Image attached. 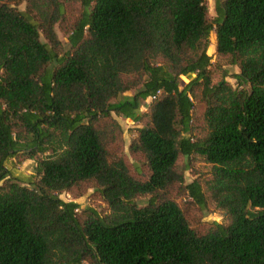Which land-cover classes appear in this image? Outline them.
I'll return each mask as SVG.
<instances>
[{
    "label": "trees",
    "instance_id": "16d2710c",
    "mask_svg": "<svg viewBox=\"0 0 264 264\" xmlns=\"http://www.w3.org/2000/svg\"><path fill=\"white\" fill-rule=\"evenodd\" d=\"M209 203L223 221L193 227ZM83 262L264 264V0H0V264Z\"/></svg>",
    "mask_w": 264,
    "mask_h": 264
},
{
    "label": "rangeland",
    "instance_id": "374dc122",
    "mask_svg": "<svg viewBox=\"0 0 264 264\" xmlns=\"http://www.w3.org/2000/svg\"><path fill=\"white\" fill-rule=\"evenodd\" d=\"M205 5L207 7V11L209 14V17L213 19L215 17V0H204ZM20 9H24V4L20 6ZM56 34L58 36V39L63 45V48L65 50L69 49V44L67 42L66 37L64 34L60 31L58 26L55 27ZM216 42H215V35L214 33L210 34L209 37V48L207 50V55L211 56V75L213 82H217L220 80L225 72L228 73V76H226V80L234 86V80L232 79V75L238 73V69L235 66H230L227 65L223 60L219 59V57L216 54V48H215ZM184 81H186L184 78H182ZM140 86L138 87V89ZM133 92H128L125 93V96H131ZM142 111H145V108H142ZM201 112V108L198 107L196 109V112L194 113V118L197 119L198 115ZM117 122L120 124L122 130H123V139H124V158L127 162V164L131 165L132 168L134 167H139L140 169L143 170V164L142 160L140 159L139 156L132 155L129 150H128V145L133 138V129L135 128V124L130 121L123 119L122 117H115ZM180 166L183 164H188L190 165V169L185 172L184 175V181L185 184L190 183L193 179H200L204 180L207 172H208V167L205 163L201 162L198 159H192L190 162L188 161L187 158H181L180 160ZM36 165V158L34 159H27L26 155L24 154H19L17 157L14 159H11V161L8 164V168L12 169V172L16 175H21V176H28L30 174H33V169ZM92 193V190L89 189L87 191V194L76 198L78 203L81 204L82 207H85L89 204L88 201V195ZM64 201H70L74 197V194L68 193V194H62L60 196ZM148 197H137L135 199L136 204L139 207H143L146 205ZM189 201V200H188ZM98 204V203H97ZM97 204H93V206H97ZM188 212V217L190 224L193 227H196L197 229H200L202 227L203 223L206 222H222L223 221V215L222 213L216 209V207L213 204H208L207 208L205 210H199L195 206H190L187 208ZM82 264H88L86 262H83Z\"/></svg>",
    "mask_w": 264,
    "mask_h": 264
}]
</instances>
